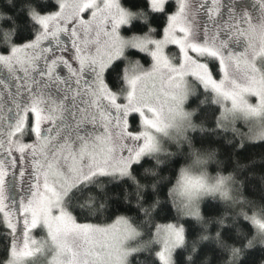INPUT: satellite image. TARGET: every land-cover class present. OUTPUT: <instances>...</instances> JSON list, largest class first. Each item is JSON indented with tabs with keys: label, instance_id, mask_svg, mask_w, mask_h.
I'll use <instances>...</instances> for the list:
<instances>
[{
	"label": "snow or ice",
	"instance_id": "obj_1",
	"mask_svg": "<svg viewBox=\"0 0 264 264\" xmlns=\"http://www.w3.org/2000/svg\"><path fill=\"white\" fill-rule=\"evenodd\" d=\"M253 118L264 0H0V264H264V131L236 139ZM197 128L230 174L181 168L162 201L145 165L172 129L195 164L215 158Z\"/></svg>",
	"mask_w": 264,
	"mask_h": 264
},
{
	"label": "trees",
	"instance_id": "obj_2",
	"mask_svg": "<svg viewBox=\"0 0 264 264\" xmlns=\"http://www.w3.org/2000/svg\"><path fill=\"white\" fill-rule=\"evenodd\" d=\"M187 110L192 111V108H188ZM193 123H198V121L194 119ZM185 135L189 136L192 139L194 146L201 152L216 151L215 158L209 159L205 165H201V168L206 171L209 176L218 177L227 176L230 174L231 165L229 162V157L222 150H217L216 145L209 142L197 143V141L206 140L205 134L201 133L199 128H197L195 131H193L192 129H188ZM229 138H231V129H229ZM241 138L246 139L243 135V129H240L236 136V139ZM213 139H216V137H213ZM249 142L251 143L250 140ZM189 152L190 149L188 148L187 142L182 139L177 142L166 143L163 146L161 152L158 155H154L152 157V163L145 165L146 168H155L159 173L161 184L158 186V194L162 201L166 200L169 187L176 185L180 175V169L189 167L194 162L195 158L189 157ZM250 153L252 157L257 161L264 160V149H261L259 147H252L250 148ZM156 160H159L162 163L156 164ZM241 162L244 163L245 161L242 160ZM245 173H247V169L244 170V173L234 175L233 181H230L232 185L233 196L240 195V184L238 183V181L245 178ZM260 175L261 174L259 172H254L252 178L256 179L257 183H260ZM140 178L145 180L149 184L157 179V177H152L151 175L145 174L143 172V169L141 170ZM261 194L262 193L260 191H257L256 198L258 199ZM243 195L247 196L248 193L245 191ZM204 204L205 210L209 213H215L218 210H223V204L218 198H206ZM238 210L239 205H237L235 209H229L230 212ZM128 215L135 217V211H129ZM167 215L168 214L166 212H161L160 219L164 220ZM3 238V233H0V239ZM140 264H150V260L148 258H145L140 261Z\"/></svg>",
	"mask_w": 264,
	"mask_h": 264
},
{
	"label": "rangeland",
	"instance_id": "obj_3",
	"mask_svg": "<svg viewBox=\"0 0 264 264\" xmlns=\"http://www.w3.org/2000/svg\"><path fill=\"white\" fill-rule=\"evenodd\" d=\"M190 87H192V86H190ZM249 102H253V98L250 97ZM237 126H238V131L240 129H243V135L245 136V138L247 140L251 141V137L255 136L260 131H264V119H260V118H253L250 120L240 119L237 122ZM230 129H231V126H230ZM179 140H180V138L177 136L175 130L174 129L170 130L168 138H161L160 139V151L155 153L154 155H158L166 143L177 142ZM189 167H191V175H193V176H199L201 174V172L204 171L201 168V165H197L194 162ZM186 168H188V167H186ZM216 178L217 177H211L207 174V179H208L209 183H214ZM229 187L232 189V185L230 182H229ZM120 235H123V234L121 233ZM97 239H100V237H97ZM140 243H141V241H140L139 237H136L134 235L133 236H126L123 240V247L126 250H130L134 246L138 247Z\"/></svg>",
	"mask_w": 264,
	"mask_h": 264
}]
</instances>
